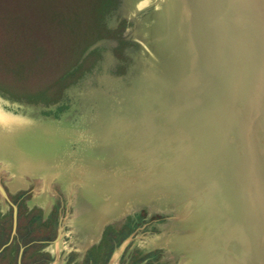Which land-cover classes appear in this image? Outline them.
Masks as SVG:
<instances>
[{
	"label": "rangeland",
	"instance_id": "1",
	"mask_svg": "<svg viewBox=\"0 0 264 264\" xmlns=\"http://www.w3.org/2000/svg\"><path fill=\"white\" fill-rule=\"evenodd\" d=\"M158 1L0 0V185L19 208L20 241L32 245L26 264H212L228 249L237 255L228 216H211L216 205L205 214L202 190L164 181L176 169L158 122L146 114L136 129L123 126L105 107L120 89L139 88L140 98L152 90L155 42L181 34L163 17L174 22L186 8ZM10 228L0 195V244Z\"/></svg>",
	"mask_w": 264,
	"mask_h": 264
},
{
	"label": "water",
	"instance_id": "2",
	"mask_svg": "<svg viewBox=\"0 0 264 264\" xmlns=\"http://www.w3.org/2000/svg\"><path fill=\"white\" fill-rule=\"evenodd\" d=\"M185 1L183 18L163 17L180 23L181 34L149 42L152 90L141 99L139 88L120 89L105 107L123 126L151 115L159 142L173 147L176 170L164 181L185 193L202 190L205 214L216 205L220 214L211 216H228L241 245L212 264H264V0ZM0 193L13 207L14 233L16 206L1 185Z\"/></svg>",
	"mask_w": 264,
	"mask_h": 264
},
{
	"label": "flooded vegetation",
	"instance_id": "3",
	"mask_svg": "<svg viewBox=\"0 0 264 264\" xmlns=\"http://www.w3.org/2000/svg\"><path fill=\"white\" fill-rule=\"evenodd\" d=\"M4 189V188H3ZM9 201L15 205L14 202H12L8 196V192L4 189ZM1 195V193H0ZM1 197L3 198V196L1 195ZM4 199V198H3ZM5 200V199H4ZM6 201V200H5ZM6 203L10 206V210H11V228H10V236L9 239L8 237L6 238V241L0 244V264H26L25 263V255L28 251V247L29 245H31V243H25L23 244L20 239H19V234L17 235L18 232V217H19V208L17 205L16 206V228L15 231L13 233V220H14V210L13 207L6 201ZM7 234H5V232H0V239H2L4 236L6 237ZM13 243L17 244V254L15 255V258L12 257L11 262L6 260V258L4 257V252L6 250H8L9 246ZM39 243H42L41 241ZM15 244V245H16ZM32 246V245H31ZM3 260V261H2ZM4 260L6 262H4ZM34 260V259H33ZM31 264H40V259L37 258L35 259L33 262H31Z\"/></svg>",
	"mask_w": 264,
	"mask_h": 264
},
{
	"label": "bare ground",
	"instance_id": "4",
	"mask_svg": "<svg viewBox=\"0 0 264 264\" xmlns=\"http://www.w3.org/2000/svg\"><path fill=\"white\" fill-rule=\"evenodd\" d=\"M158 2H160V0L158 1ZM155 4V3H154ZM190 4H191V2H190ZM193 35H194V33H193ZM91 96V95H90ZM8 116V115H7ZM148 115H146V117H147ZM19 119V118H18ZM151 119V118H150ZM152 120V119H151ZM153 122V121H152ZM20 125H21V123H20ZM27 125H28V123H27ZM108 128V127H107ZM126 130V129H125ZM124 134V133H123ZM168 151V150H167ZM162 154V153H161ZM230 237V236H229ZM230 239V238H229ZM240 244V243H239ZM231 247V246H230Z\"/></svg>",
	"mask_w": 264,
	"mask_h": 264
},
{
	"label": "trees",
	"instance_id": "5",
	"mask_svg": "<svg viewBox=\"0 0 264 264\" xmlns=\"http://www.w3.org/2000/svg\"><path fill=\"white\" fill-rule=\"evenodd\" d=\"M113 236H114V235L112 234V235H111V238H112Z\"/></svg>",
	"mask_w": 264,
	"mask_h": 264
}]
</instances>
